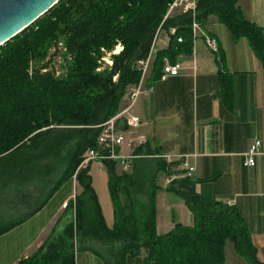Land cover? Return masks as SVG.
<instances>
[{
    "label": "trees",
    "instance_id": "16d2710c",
    "mask_svg": "<svg viewBox=\"0 0 264 264\" xmlns=\"http://www.w3.org/2000/svg\"><path fill=\"white\" fill-rule=\"evenodd\" d=\"M171 2L59 0L0 46V235L40 211L67 182L74 180L80 188L41 245L16 264H76V253L85 249L106 264H125L127 257L138 256L146 264H226L227 242L248 264H264L237 208L203 201L196 192L197 180L179 177L165 188L183 200L192 224L177 222L159 234L156 185L147 194L146 206L132 199L133 189L145 180V165L132 176L118 173L116 162L105 161L112 227L105 223L92 185L91 163L80 167L85 153L98 147L100 125L121 108L127 87L139 81L137 61L146 57ZM211 15L233 41L247 40L264 73V30L244 16L236 0H199L196 19L202 28ZM191 22L190 12L164 19L161 30L169 33L168 45L157 50L147 83L161 77L164 58L175 63L192 53ZM59 39L72 59L66 76L58 79L52 71L42 72L48 61L30 74L29 63L43 59L48 46ZM118 43L122 49L111 55V66L97 72L104 51H113ZM218 83L222 102L231 108V78L219 72ZM134 154L150 155L141 147ZM156 166L172 174L162 160ZM69 215L70 220L61 223Z\"/></svg>",
    "mask_w": 264,
    "mask_h": 264
},
{
    "label": "crops",
    "instance_id": "0c3cea01",
    "mask_svg": "<svg viewBox=\"0 0 264 264\" xmlns=\"http://www.w3.org/2000/svg\"><path fill=\"white\" fill-rule=\"evenodd\" d=\"M236 1L244 16L264 30V0ZM222 25L211 15L204 26L218 40V53L211 52L199 38L190 55L178 58L181 66L178 75L148 81L152 91L142 93L130 111L141 124L137 128L123 126L122 130L126 139L142 137L138 147L150 155L136 154L126 170L117 166V171L137 176L142 170L140 166L145 165L142 170L145 180L138 189H133L132 199L136 205L146 206L147 194L156 185L155 217L159 216L157 222L164 228L158 233L164 234L177 222L191 225L192 215L182 199L165 190L183 169L174 163L167 169L172 173L168 176L166 171L158 170L156 161L160 159L153 155L185 157L194 167L193 179L198 181L196 192L200 198L237 208L257 250V258L264 263V73L247 40L233 41ZM168 38L169 33L162 32L158 49L167 47ZM219 72L231 78V108L220 98ZM255 140L261 142L262 154L256 157L255 166H244V153ZM123 152L127 153V149L123 148ZM159 176L161 184L157 181ZM54 196L36 214L0 235V264H16L41 245L72 198V190L68 189L49 213H43ZM69 220L70 215L61 219V223ZM225 261L248 264L230 242L225 245ZM76 264L106 263L91 249H85L76 253ZM125 264L146 263L138 256L127 257Z\"/></svg>",
    "mask_w": 264,
    "mask_h": 264
},
{
    "label": "built area",
    "instance_id": "2783aa9c",
    "mask_svg": "<svg viewBox=\"0 0 264 264\" xmlns=\"http://www.w3.org/2000/svg\"><path fill=\"white\" fill-rule=\"evenodd\" d=\"M198 1L199 0H172L166 12V15L164 16V19L175 12H190L192 16L190 28L193 40V47L195 45L196 40L202 38L206 47L211 52L218 53V40L215 37L209 35L196 19V6ZM164 19L162 20V22L154 33L146 57L137 61L138 69L141 71L139 81L136 84L127 87L126 96L121 108L115 115H113L100 125L101 131L97 138L98 147L97 149L88 150L85 153L80 167H85L92 162H97L99 163L101 168H105V161L111 160L116 162L119 167L126 170L129 164L131 163V160L136 156L134 154V151L140 145L142 137H140L138 140L126 139L121 127L122 125H125L128 128H137L141 124L140 119L135 115H132L130 111L133 104L136 102V100L142 93L150 92L153 89L150 84H147V78L150 75L156 52L162 43L161 25ZM171 32L173 33L174 29H172ZM178 41H181V38H179ZM121 49L122 46L117 44L116 50H113L108 53L109 59L105 61L109 66H111L112 63L111 54L117 53ZM53 59L54 57L52 59L50 58V60H47V68L42 69V72L52 71L56 76V71H54L53 69L51 70V61ZM180 69L181 66L178 61L175 63H171L168 58H164L162 65V75L160 78L178 75ZM123 148L127 149V153L123 152ZM260 148L261 142L259 140H255L250 145L249 149L244 153V166H255L256 157L262 154ZM153 157L162 160L170 166L174 163H179V167L183 169V173L180 175V177L193 178L194 167L187 163L185 157L165 154H156L153 155Z\"/></svg>",
    "mask_w": 264,
    "mask_h": 264
},
{
    "label": "rangeland",
    "instance_id": "374dc122",
    "mask_svg": "<svg viewBox=\"0 0 264 264\" xmlns=\"http://www.w3.org/2000/svg\"><path fill=\"white\" fill-rule=\"evenodd\" d=\"M222 27H224L222 25ZM223 29H226L225 27ZM120 45V43H118ZM65 44L62 39L57 40L56 42L51 43L46 52V56L43 59L40 60H32L29 63V73H32V69H37L39 68L43 63L47 62V60L50 58L54 59L51 61V70L53 69L56 71V78L61 79L66 76L68 72V67L71 62V57L66 53L64 50ZM116 50V46L115 49ZM109 52L103 53V59L101 58V61H99V68L97 69V72H102L105 68L109 67L107 62L105 60L109 59ZM116 54V53H114ZM112 55V54H111ZM89 174L91 175L92 178V185L95 189V192L98 197L99 205L102 211V214L104 216V220L106 225L109 227H112L115 222L114 218V211H113V204L111 201L110 193H109V188H108V175L105 170V168H101L99 163L97 162H92L89 167ZM158 183L161 184L162 177H158ZM68 189L72 190V199L74 195L78 194L80 192V188L77 184L76 181H72V183H66L54 196L53 200L51 203L46 207L43 213L47 214L49 213L55 206L56 202L68 191ZM172 197H176L171 195ZM160 199H158L159 201ZM154 202H155V196H154ZM156 203V202H155ZM156 209V208H155ZM162 211L159 210V215L161 216ZM157 219H159V216L155 217L156 220V229L158 227L157 232H163L164 228L162 227L161 223L157 222ZM160 221V219H159Z\"/></svg>",
    "mask_w": 264,
    "mask_h": 264
},
{
    "label": "water",
    "instance_id": "95a60500",
    "mask_svg": "<svg viewBox=\"0 0 264 264\" xmlns=\"http://www.w3.org/2000/svg\"><path fill=\"white\" fill-rule=\"evenodd\" d=\"M59 0H0V46L31 25Z\"/></svg>",
    "mask_w": 264,
    "mask_h": 264
},
{
    "label": "bare ground",
    "instance_id": "6f19581e",
    "mask_svg": "<svg viewBox=\"0 0 264 264\" xmlns=\"http://www.w3.org/2000/svg\"><path fill=\"white\" fill-rule=\"evenodd\" d=\"M118 53V52H117Z\"/></svg>",
    "mask_w": 264,
    "mask_h": 264
}]
</instances>
